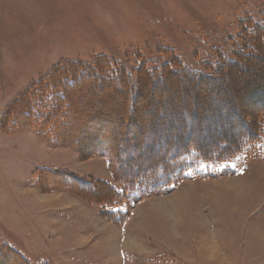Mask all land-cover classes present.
Returning <instances> with one entry per match:
<instances>
[{"label": "rangeland", "instance_id": "1", "mask_svg": "<svg viewBox=\"0 0 264 264\" xmlns=\"http://www.w3.org/2000/svg\"><path fill=\"white\" fill-rule=\"evenodd\" d=\"M257 23L264 25V0H0V244L26 264H264V136L260 157L249 151L223 165L186 168L182 180L163 186L171 191L151 192L115 207L112 211L127 214L119 224L74 191L39 188L41 171L107 178L116 187L117 182L106 157L83 158L55 141V126L39 128L42 120L34 125L49 111L57 125L67 123L66 109L53 108L66 92L55 83L71 79L60 72L67 64L97 66L103 75L123 65L137 77L144 72L141 66L162 67L173 54L185 67L203 72L220 59L233 61ZM253 62L240 73L223 74L216 92L210 89L218 80L199 85L180 77L174 83L165 80L144 93L151 104L135 120L144 133L153 125L167 133L189 126L186 109L198 117L196 106L214 113L200 124L215 125L228 135L239 114L263 109L264 57ZM247 86L252 87L248 97ZM111 105L95 104L99 110H85L82 120L91 116L93 131L113 135L123 129V115ZM142 105L140 100L137 108ZM225 110L227 121L218 117ZM107 118L113 123L104 128L99 120ZM132 132L134 127L126 134ZM207 135L199 141L213 150L221 141L207 140ZM133 168L127 166L125 176H133ZM0 264L18 263L8 259Z\"/></svg>", "mask_w": 264, "mask_h": 264}, {"label": "trees", "instance_id": "2", "mask_svg": "<svg viewBox=\"0 0 264 264\" xmlns=\"http://www.w3.org/2000/svg\"><path fill=\"white\" fill-rule=\"evenodd\" d=\"M249 24L250 22L245 23L244 27L249 26ZM245 40L246 42L241 49L236 50L233 61L229 62L227 60V62L221 63L222 59H220V64L217 66L208 65L204 67L203 72L190 70L182 65L179 60H176L173 54H169L172 57L170 64L151 68L141 66L144 72L137 75V77L136 74L129 73L123 65H121V70L115 67V69L108 72V75H103L99 72L97 66L90 67L81 63L67 64L66 68L60 72L64 76L69 75L71 79H68L67 82L55 83L56 88L66 89V92L62 95V99H55L53 103V108H56L59 112L66 109L65 118L67 123L65 120L66 124L57 125V119H54L53 113H51L53 111H49L42 114V119H36L34 125L37 126V120H42L43 124L38 125L39 128L55 126L57 129H53L56 133L55 141L76 149L83 158L106 157L110 163L114 180L117 182V187L101 179H86L66 170H54L39 172V188L53 190L56 189V186H60L74 191L102 207L103 216L107 220L120 224L124 220L123 216H127V214L112 211L115 207L138 202L140 198L149 195L151 192L171 191V189H164L163 186H174L176 181L182 180L181 171L186 168L194 171L199 165H223L238 155L250 154L249 151H252L251 156L260 157L262 152L258 148L263 141L261 138L264 136V106H262L263 109L260 112L248 114L243 112L239 114V120L233 122L235 130L232 131L231 128H228L227 131L231 132L228 135L225 132L222 134L221 130L217 129L215 125L212 126L203 122L200 124L198 120L202 119L203 116H214V113L208 112L209 114H206L205 110L208 111L207 109L197 111L195 103L194 110L196 113L198 112V117L193 114L192 110L188 111L189 108H187L185 115L189 119L188 123L190 125H179L178 128L167 131V133L157 129L155 125L149 126L147 132L144 133L140 124L135 120V115L141 113L143 109L151 104V96L147 98L144 93H150L155 86L165 80L174 83V78L180 77L183 81L186 80L187 82L189 80L191 83L198 85L218 80L217 86L210 89V91L216 92L214 89L219 87L218 84L221 81H224L225 76L223 74H226V72L240 73L244 66L254 67L255 62L253 60H261L264 57L260 54L264 52V25L257 23L253 30L251 29V34L245 37ZM162 52L169 53L166 50ZM261 79L264 80V77ZM98 85L101 88H98ZM245 88L244 96H247V93L249 94L247 88L252 87L247 86ZM105 91H108V93L105 94ZM38 92L35 94L37 98ZM203 92H207V90H203ZM117 96L125 97V100L127 98L128 102L124 103L123 100V102L117 103L115 99ZM85 97H88L87 101L81 102L80 100ZM140 100L143 105L138 109L137 104ZM42 102L44 109L47 100L43 99ZM111 103L113 104L111 105ZM95 104L98 106L104 104L118 106L120 110L118 113L121 116L123 115L119 118L123 129L111 136L101 132V128L93 131L89 125L93 118L87 115V118L83 121L82 116L87 109H97ZM204 104L207 103L204 102ZM224 106L227 108L226 104ZM201 112H203L202 116H200ZM228 114L229 111L226 112L225 110L224 115H218V117L227 121ZM99 122L105 123L102 127L106 128L109 123L110 126L112 125L113 120L107 118L106 120L100 119ZM69 123L71 126H69ZM85 123H87L86 126H84ZM67 125L70 129L67 128ZM64 127L65 129H63ZM82 127L84 131H80ZM133 127L136 129V133L132 132L134 135L128 136L126 131H131ZM75 130H79V132L76 134ZM214 131L218 132L217 136H211L214 138H210L209 134ZM186 132H188L187 138H184L182 135ZM205 133L209 135L207 140L217 138L221 141H218L220 143L213 150L207 142L199 141L201 135ZM221 134L222 136H220ZM197 137L198 139H196ZM261 158H264V153ZM127 166H134L131 169L135 170L133 176H125ZM145 170H148L149 173L141 175L142 171ZM7 249L6 246L0 244V261L8 262V259H12L13 263L26 264L19 254H15L17 255L15 256L13 252ZM8 252L12 254H8ZM143 260L142 262L150 263V260Z\"/></svg>", "mask_w": 264, "mask_h": 264}, {"label": "crops", "instance_id": "3", "mask_svg": "<svg viewBox=\"0 0 264 264\" xmlns=\"http://www.w3.org/2000/svg\"><path fill=\"white\" fill-rule=\"evenodd\" d=\"M101 180H104V181H107V182H110L109 180H106L107 178H100ZM115 181V180H114ZM109 224V223H108ZM117 227V226H116Z\"/></svg>", "mask_w": 264, "mask_h": 264}]
</instances>
